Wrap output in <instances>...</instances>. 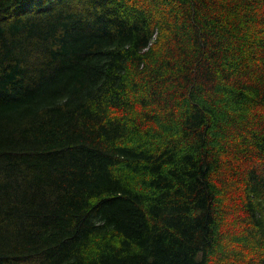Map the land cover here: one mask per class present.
<instances>
[{
	"label": "trees",
	"instance_id": "16d2710c",
	"mask_svg": "<svg viewBox=\"0 0 264 264\" xmlns=\"http://www.w3.org/2000/svg\"><path fill=\"white\" fill-rule=\"evenodd\" d=\"M235 263L264 264V0H0V264Z\"/></svg>",
	"mask_w": 264,
	"mask_h": 264
},
{
	"label": "rangeland",
	"instance_id": "374dc122",
	"mask_svg": "<svg viewBox=\"0 0 264 264\" xmlns=\"http://www.w3.org/2000/svg\"><path fill=\"white\" fill-rule=\"evenodd\" d=\"M234 195H235V194H234ZM236 202H237V201H236ZM229 216H231V215H229ZM229 216H228V217H229ZM232 220H233V219H232ZM232 220H231V221H232ZM231 232H232V231H229V233H231ZM235 264H238V263H235Z\"/></svg>",
	"mask_w": 264,
	"mask_h": 264
}]
</instances>
